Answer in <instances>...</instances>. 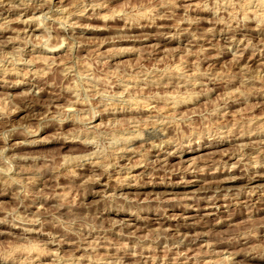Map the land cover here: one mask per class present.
Segmentation results:
<instances>
[{
    "label": "rangeland",
    "instance_id": "obj_1",
    "mask_svg": "<svg viewBox=\"0 0 264 264\" xmlns=\"http://www.w3.org/2000/svg\"><path fill=\"white\" fill-rule=\"evenodd\" d=\"M0 264H264V0H0Z\"/></svg>",
    "mask_w": 264,
    "mask_h": 264
},
{
    "label": "bare ground",
    "instance_id": "obj_2",
    "mask_svg": "<svg viewBox=\"0 0 264 264\" xmlns=\"http://www.w3.org/2000/svg\"><path fill=\"white\" fill-rule=\"evenodd\" d=\"M2 2V1H1ZM30 107V106H29ZM31 110H32V108H31Z\"/></svg>",
    "mask_w": 264,
    "mask_h": 264
}]
</instances>
